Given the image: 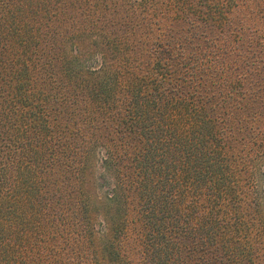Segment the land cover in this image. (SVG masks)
<instances>
[{
  "label": "trees",
  "instance_id": "1",
  "mask_svg": "<svg viewBox=\"0 0 264 264\" xmlns=\"http://www.w3.org/2000/svg\"><path fill=\"white\" fill-rule=\"evenodd\" d=\"M0 264H264V0H0Z\"/></svg>",
  "mask_w": 264,
  "mask_h": 264
}]
</instances>
